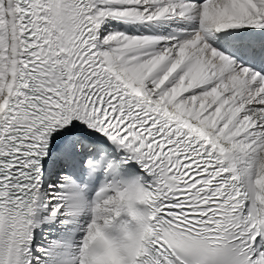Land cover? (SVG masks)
<instances>
[{
	"label": "snow or ice",
	"instance_id": "snow-or-ice-1",
	"mask_svg": "<svg viewBox=\"0 0 264 264\" xmlns=\"http://www.w3.org/2000/svg\"><path fill=\"white\" fill-rule=\"evenodd\" d=\"M0 264H264V0H0Z\"/></svg>",
	"mask_w": 264,
	"mask_h": 264
}]
</instances>
